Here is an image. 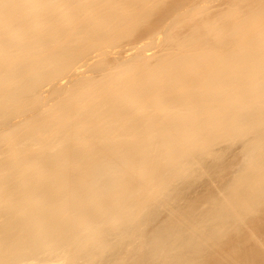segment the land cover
I'll use <instances>...</instances> for the list:
<instances>
[{
	"label": "bare ground",
	"instance_id": "6f19581e",
	"mask_svg": "<svg viewBox=\"0 0 264 264\" xmlns=\"http://www.w3.org/2000/svg\"><path fill=\"white\" fill-rule=\"evenodd\" d=\"M212 3L0 0V264H146L150 247L153 264H264V0ZM81 61L91 75L47 104ZM243 137L224 199L175 213ZM159 203L177 224L151 239Z\"/></svg>",
	"mask_w": 264,
	"mask_h": 264
},
{
	"label": "rangeland",
	"instance_id": "374dc122",
	"mask_svg": "<svg viewBox=\"0 0 264 264\" xmlns=\"http://www.w3.org/2000/svg\"><path fill=\"white\" fill-rule=\"evenodd\" d=\"M225 1V3H226V0H213V3H212V5H213V8L215 9V8H217V10H218V8H219V6L221 7V8H219V9H222L223 8V6L225 7V3H223ZM224 5H223V4ZM223 5V6H222ZM216 6V7H215ZM216 10V9H215ZM160 36H162V34L160 35ZM157 37V36H156ZM162 38V37H161ZM161 38L159 39V37H158V39H155L156 41L158 40V43H159V41L161 40ZM155 40L153 39V43L155 44L156 42H155ZM147 41V40H146ZM151 41H152V39H151ZM148 42H149V39H148ZM142 43H144V42H142ZM142 43H140V44H142ZM139 44V45H140ZM145 44V43H144ZM143 44V45H144ZM157 44V43H156ZM128 48V47H127ZM150 48V50H146V54H153V53H155V52H157L158 50H159V47L157 46L156 47V45H152V46H150L149 47ZM114 50V51H113ZM112 50V52L114 53L115 52V55H112V58L114 57V58H116L117 56H118V54L119 55H121L120 57L122 58V57H128V56H130V53L132 52L133 53V51H135V50H130V51H128V52H125V51H123L122 49H120V50H118V52L119 53H117L116 54V52H117V49H113ZM116 50V51H115ZM123 51V56H122V54H120L121 52ZM148 51V52H147ZM125 52V53H124ZM132 53H131V55H132ZM125 55V56H124ZM116 56V57H115ZM98 56H97V58L95 57V58H91V59H89L90 61H88V60H86L85 62H86V65L87 66H91L94 62H95V60H98ZM118 58H119V56H118ZM120 59V58H119ZM94 61V62H93ZM85 62H83L82 63V61L81 62H78L77 64H78V68H76L77 67V65H76V67H74V68H71V69H69L68 71H69V75L67 74V73H64V74H66V75H64L62 78H58L56 81H57V83L55 82V83H45V86H41V87H44V89L43 88H41L40 89V92H41V94H42V92H45V93H43L42 95L43 96H45V98L48 100V101H46V103L47 104H49V103H51V102H49V101H51V98H50V91H52L53 90V88L56 86H59V87H70L71 86V84H72V82H74V81H76L75 79H79V78H82V77H84V76H90L91 75V72L92 71H88V70H90V68H88L86 65L84 66V63ZM93 62V63H92ZM83 64V65H82ZM75 70V71H74ZM77 71H79L78 73H76ZM70 72H71V74H70ZM84 75V76H83ZM82 76V77H81ZM73 78V79H72ZM59 79H63V80H59ZM68 83H70V84H68ZM60 84H62V85H60ZM42 85H44V84H42ZM55 87V88H56ZM50 98V99H49ZM21 118L19 117L18 119L17 118H14V122L13 121H11L12 123H15V122H19V121H21L20 120ZM8 124H10V123H8ZM246 139V140H245ZM248 140V138H239L236 142H234V143H231V144H228V143H222V144H219V145H217L215 148L217 149H215V151H220V150H222L221 151V153H224L223 154V156H222V158H221V156H220V159H222V160H224V161H222V160H220L219 158L218 159H214V161L213 160H209V162L207 163V161L205 162V163H207L206 165L207 166H210L211 168L210 169H212L211 171V173L209 172V174H208V172L206 173V172H201V170H202V167H199V168H201V169H199V170H196V172L198 173V174H194L192 177L190 176H188L189 178L187 179L188 180V182H187V180H185L186 181V183H188L187 184V188L185 189L184 188V192L185 193H183L182 192V194H184L183 195V197H182V195L181 194H179V193H175V194H173V195H175L176 197V200H175V198L173 199V201L176 203V202H178V203H176V205H174L175 203L173 202V203H171V204H169L171 207H177V208H182L183 206H185V205H193V204H195V206L194 207H197L198 206V208L199 209H201V210H206V206H207V208L209 207V204L207 205V201H205L204 199H206V197H208V195L206 196V194L207 193H210V190L212 191L211 193H213L214 192V190H215V193L217 192V194L218 193H220L221 192V194H222V200L224 199V188H223V190L222 191H220L221 189H220V186L221 187H224V184H225V181H228V179H230L231 177H232V174L234 173V171L238 168V166H239V164L242 162V155H243V153H244V145L248 142L247 141ZM246 141V142H245ZM243 145V146H242ZM222 147V149H221V147ZM238 146V147H237ZM219 147V148H218ZM233 147V148H232ZM227 149V150H226ZM228 149H229V151H228ZM239 149V150H238ZM226 153H227V155H226ZM231 154V155H230ZM241 154V155H240ZM232 161V162H231ZM234 161V162H233ZM238 162H240V163H238ZM221 163V164H220ZM232 163V164H231ZM213 164V166H211ZM222 164L223 165H225V166H222ZM217 165H218V167H217ZM222 166V167H221ZM236 166V167H235ZM198 168V167H197ZM214 168H216V169H214ZM219 168H220V170H219ZM223 168H224V170H223ZM226 168V169H225ZM223 170V171H222ZM199 171H200V175H199ZM218 172V173H217ZM204 174L203 175V177H202V174ZM214 173V174H213ZM216 173V174H215ZM213 176H212V175ZM225 174V175H224ZM207 175V176H206ZM211 175V176H210ZM231 175V176H230ZM197 176V177H196ZM201 178H200V177ZM194 177H195V179H194ZM210 179H209V178ZM192 178V179H191ZM209 179V180H208ZM214 179V180H213ZM224 179V180H223ZM227 179V180H226ZM203 180V181H202ZM215 181V182H213V181ZM223 182H222V181ZM206 181H207V183H206ZM190 182V183H189ZM203 182V183H202ZM186 183H183V184H185V186H186ZM214 183V184H213ZM221 183H223L222 185H221ZM178 184V185H177ZM179 185H182V184H179V183H176V186H178L179 187ZM213 185V186H212ZM175 186V187H176ZM182 186H184V185H182ZM182 186H180V187H182ZM190 186V187H189ZM193 186V187H192ZM189 188H190V191H189ZM182 189H183V187H182ZM187 190H188V192H187ZM208 190V191H207ZM183 191V190H182ZM220 191V192H219ZM223 192V193H222ZM174 193V192H173ZM188 193V194H187ZM214 193V194H215ZM179 194V195H178ZM217 194L215 195V196H217ZM220 194V195H221ZM210 195V194H209ZM213 195V194H212ZM219 194H218V196H220ZM181 197V198H179V197ZM187 196V197H186ZM214 196V195H213ZM189 197V198H188ZM204 197V198H203ZM220 198V197H219ZM182 201H181V200ZM208 199V198H207ZM206 199V200H207ZM204 200V201H203ZM187 201L189 202V204H187ZM225 201V200H224ZM194 202V203H193ZM199 202V203H198ZM204 202L206 203V204H204ZM170 203V202H169ZM181 204V205H180ZM198 204V205H197ZM204 204V206H202ZM169 205H167L166 206V204H163V205H161L160 203H159V207L157 208V209H159V210H157L159 213H160V215H159V213H157V215L155 214V213H153V214H155V216L154 217H148L147 219H148V221H149V219H150V221L151 220H153V221H151L152 223H154L155 221H156V218H158L157 219V222H155L154 224H150L151 222L149 221L148 222V225L150 224L151 226H150V230L147 228V233L149 232V235H150V232L152 233V234H154L155 232H156V228L154 227V226H156V224L157 225H159V226H161V227H165V225H166V227L168 226V225H170L171 226V222H172V224H177V221L176 222H174V220L172 221V220H170L168 217H170V215L168 214V212L169 211H171L170 209H172L171 207H169ZM178 205V206H177ZM190 205V206H191ZM197 205V206H196ZM161 206V207H160ZM162 206H164V207H162ZM166 206V207H165ZM174 207V208H175ZM188 206H186V207H184V208H187ZM203 209H202V208ZM163 208H165V209H163ZM174 208L172 209V210H174ZM177 208H175V213L178 211V209ZM196 209L197 210V212H199L198 210L199 209ZM205 208V209H204ZM155 209V208H154ZM176 209H177V211H176ZM183 209V208H182ZM182 209H179L180 211H183ZM165 210V211H164ZM201 210H200V212H201ZM157 211H155V212H157ZM168 211V212H167ZM162 212V213H161ZM172 212V211H171ZM169 212L170 214H172L171 216H173V215H175V213L174 212ZM163 214V215H162ZM159 215V216H158ZM162 215V216H161ZM263 215V214H262ZM168 218V219H165V218ZM174 217V216H173ZM172 217V219H174ZM264 217V216H263ZM154 218V219H153ZM162 218V219H161ZM163 218L165 219V220H163ZM168 220H170L169 222V224L167 223V221ZM166 221V222H165ZM179 222V221H178ZM161 224V225H160ZM179 224V223H178ZM181 224V223H180ZM154 225V226H153ZM152 229V230H151ZM146 232V231H145ZM144 232V233H145ZM154 232V233H153ZM146 235H148V234H146ZM145 235V236H146ZM123 238H124V236H123ZM129 237H127L126 236V238L125 239H128ZM127 241H129V240H127ZM111 249H113L112 251H107L108 252V254L109 255H111V256H113V257H111V259H114V260H112V261H116L117 259L116 258H118V257H116V256H119L117 253H120V251L118 250L119 248H114V247H110ZM110 248H107V250H110ZM115 249H117V250H115ZM116 251H118L117 253H115ZM114 254H116V255H114ZM116 257V258H115ZM126 259V258H125ZM133 260V259H132ZM49 261V260H48ZM47 261V262H48ZM125 261H127V262H125ZM123 260L122 261V264H132V261H131V259L130 258H128L127 260ZM44 262V261H43ZM51 262V263H50ZM54 262H56V261H54ZM54 262H52V261H49L48 263H46V262H44V263H40V264H52V263H54ZM101 263H103V264H105L104 263V261H101ZM33 264H39V263H33ZM54 264H59L58 262H56V263H54ZM107 264V263H106Z\"/></svg>",
	"mask_w": 264,
	"mask_h": 264
},
{
	"label": "water",
	"instance_id": "95a60500",
	"mask_svg": "<svg viewBox=\"0 0 264 264\" xmlns=\"http://www.w3.org/2000/svg\"><path fill=\"white\" fill-rule=\"evenodd\" d=\"M244 148H246V144L244 145ZM242 160H244V158H245V154H243L242 155ZM239 166H240V164H239ZM216 198H217V196H215ZM219 198V197H218ZM200 212V211H199ZM198 212V213H199ZM201 212H203V211H201ZM214 223V220H213V218L212 217H207L206 219H205V224L207 225V228H210L211 226H212V224ZM174 227V226H173ZM155 228L157 229V231H159L160 233H169V234H173L175 231H174V228H171V227H161V226H159V225H156L155 226ZM183 234L185 235V236H188V232H187V230L185 229V228H183ZM163 236V235H162ZM146 237V236H145ZM148 237H151V239H153V238H155L156 236L154 235V236H152V235H148ZM163 238V239H162ZM161 239H159V240H162V245L164 246V247H169V243H170V241H169V239L168 238H165V236L164 237H162ZM117 242H119V241H117ZM151 244V243H150ZM151 248V251L148 253V250H147V256H148V258L145 260V261H143V262H145L146 264H153V263H156V262H159V261H157V257H156V253H153V250L154 249H152V247H150ZM170 248V247H169ZM155 251V250H154ZM149 255H151V257H150V259H149ZM110 259H111V255L110 256H108Z\"/></svg>",
	"mask_w": 264,
	"mask_h": 264
}]
</instances>
